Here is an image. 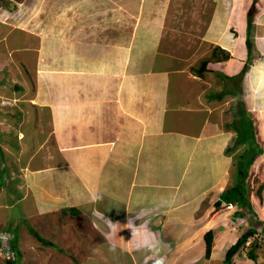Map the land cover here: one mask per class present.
I'll return each mask as SVG.
<instances>
[{
    "label": "crops",
    "instance_id": "0c3cea01",
    "mask_svg": "<svg viewBox=\"0 0 264 264\" xmlns=\"http://www.w3.org/2000/svg\"><path fill=\"white\" fill-rule=\"evenodd\" d=\"M140 1L139 10H126L135 17L128 40L110 46L76 40L39 68L32 82L40 84L41 100L53 103L29 100L53 112L47 117L43 110L46 120L37 122L44 129L32 133L40 135L37 146L18 166L29 195L18 186L21 196L12 205L30 198L39 219L67 210L64 226L91 223L97 240H114L130 264H248L237 252L225 261V252L264 222V183L254 194L246 178L235 189L250 147L262 151L248 153V174L252 165L256 176L264 173V140H256L264 135V77L258 75L264 60L255 63L264 51V0H212L213 8L198 16L204 30L194 35L201 44L189 41L185 51L164 31L168 10H147L150 0ZM215 45L229 48L228 55L207 59L201 72L193 69L201 57L196 49L209 57ZM249 63L255 64L247 72ZM6 86L0 80L1 96ZM244 122L259 129L251 142L241 134ZM37 154L41 162L32 167ZM145 236L155 248L137 246Z\"/></svg>",
    "mask_w": 264,
    "mask_h": 264
},
{
    "label": "rangeland",
    "instance_id": "374dc122",
    "mask_svg": "<svg viewBox=\"0 0 264 264\" xmlns=\"http://www.w3.org/2000/svg\"><path fill=\"white\" fill-rule=\"evenodd\" d=\"M90 1L92 4H89ZM150 1V3L146 2L147 10H159L162 7L168 10L164 31L168 40L171 38L169 41L173 40L179 44L177 47L180 51L188 49L189 41L194 46L201 44L199 37L194 35L196 33L200 35L204 30V26L201 28L197 25L200 23L198 16L213 8L212 0ZM140 4V0H0V80L7 83L6 95H0V166L3 167L4 183L0 187V264H8L7 260H11L12 264H130L129 253L117 248L114 240L108 242V239L103 240L102 236L97 240L100 235L94 233L91 223L79 222L76 219L72 224L64 226L63 217L66 216L67 210L59 216H44L39 219L38 214H34L38 208L32 209L30 198L21 203L23 207L16 202L14 205L12 203L16 196H21L18 186L26 189L24 192L29 195L30 188L25 183L27 177L24 171L22 174V171L18 170V166L30 158V153L37 146L39 134L32 133L37 129L36 127L40 130L44 129L42 126L44 122L37 121L40 118L46 120V115L48 117L53 112L48 111L50 107L46 106L43 110L48 114L45 115L41 110L43 106L38 108L37 103L32 104L29 100L32 97L37 100V97L41 104L53 103L49 99L41 100L37 88L40 84L32 82L38 80L39 68L44 66V62L50 57L67 54L69 49H73L67 47V44L76 40L88 46L105 41L110 46L113 42L128 40L135 17L126 10H139ZM156 5L159 7L151 8ZM172 22L175 25L171 26ZM196 28L201 29L197 31ZM255 31L253 30L254 34L252 33L254 36ZM63 42L66 44L63 45ZM70 46L74 45L70 44ZM223 48L224 46H216L209 57L202 55L204 53L200 48L196 49L201 59L198 58L193 68H198L202 59L225 58L228 55L227 50L230 49L225 47V52ZM246 50L248 53V46ZM194 51L195 47L191 50L192 54ZM260 55L255 63L259 64V61L264 60V51H261ZM34 59H37L35 66L31 62ZM255 63L247 65V72L252 70V65ZM258 75L264 77V66L259 69ZM248 113L250 118L255 119V111ZM247 126L248 124L244 122V126H241V134L251 142L255 132L259 133V129L253 126L250 130V126ZM257 136L256 140L258 142L260 140L261 144L264 135L259 137L257 134ZM21 147L24 148L22 151ZM242 150V147L238 148L234 156ZM40 156L37 154L30 159L32 167L40 164ZM263 183L264 173L256 176L252 165L246 178L248 194H254L253 190L261 189ZM261 200L259 203H263ZM260 225L263 226L262 232L254 235L256 241L258 237L263 242L254 252L255 261L250 259L248 264H264V223ZM32 230L36 233L33 234ZM12 233L16 248L11 247L12 241L6 242L2 237L9 235L13 238ZM88 234L93 235V238ZM249 245L248 239L246 247L248 248ZM149 264L157 263L150 261Z\"/></svg>",
    "mask_w": 264,
    "mask_h": 264
},
{
    "label": "trees",
    "instance_id": "16d2710c",
    "mask_svg": "<svg viewBox=\"0 0 264 264\" xmlns=\"http://www.w3.org/2000/svg\"><path fill=\"white\" fill-rule=\"evenodd\" d=\"M248 10H250L249 12H248V22H250V19H251V17H250V15H252V13L254 14V12H255V6L254 5H251L249 8H248ZM247 35H248V33H247ZM249 37V36H248ZM247 42L248 43H252V40H251V38L250 39H248L247 40ZM207 63V59H202L201 60V62H200V66L198 67V68H193V69H195L196 71H198V72H201V71H203L204 69H205V64ZM242 73H243V70H242V72L239 74V77H241V75H242ZM244 74V73H243ZM253 148V149H252ZM250 147V149H247V151H246V153H245V158H246V160L244 161L245 163L244 164H242V163H239V166H241L240 168H239V178H240V184L238 185V187L236 186V190L237 191H239V187H241L240 185H242V187L244 186V182H245V178H247V176H248V168H249V165H250V163H251V161L253 160L252 158H253V155H250V156H248V153L250 152V151H252L253 153L255 152H259V151H262L260 148H257V150L255 149V151H254V147ZM240 160H242V157L240 158ZM244 165V166H243ZM2 170H3V167L2 166H0V187H1V185H3L4 183H3V175H2ZM5 181V180H4ZM233 191H235V190H233ZM238 194H240L241 195V197H242V194L241 193H239L238 192ZM227 199V201H230V199H232V198H230V197H227L226 198ZM18 216V215H17ZM16 216V217H17ZM18 218V217H17ZM263 221H261V223H262ZM261 223H259V224H261ZM264 223V222H263ZM8 229V228H7ZM261 230H263V226L261 225ZM261 230H257L256 228H252V227H249L246 231H244L243 233H242V235L241 236H239L238 238H237V240L233 243V244H231L228 248H227V250H226V252H225V261H227V260H229L231 257H232V255L238 250V248L239 247H241L243 244H244V242L246 241V239L248 238V237H250L251 238V242H250V245H249V248H248V251H247V256H248V258L249 259H251V260H253V261H255V259H256V255H255V250L256 249H258L259 247H260V245H261V242H263L261 239H259L258 237H257V241H256V236L254 235V233L256 234V233H259L260 234V232H262ZM32 232H33V234H35L36 232H34V230H32ZM10 234V233H9ZM37 235V234H36ZM12 236H13V238H10V236L8 235V237H7V239H6V242L7 241H12L11 242V247L12 246H14L15 248H16V244H15V242H14V240H15V238H14V234L12 233ZM40 237V236H39ZM41 238V237H40ZM205 256H208L209 255V250H210V247H211V238H210V236L209 235H206L205 237ZM262 239H263V237H262ZM258 240H260V241H258ZM47 243V242H46ZM16 252H17V250H16ZM7 263L8 264H12L13 262L11 261V260H7Z\"/></svg>",
    "mask_w": 264,
    "mask_h": 264
},
{
    "label": "clouds",
    "instance_id": "9594fccd",
    "mask_svg": "<svg viewBox=\"0 0 264 264\" xmlns=\"http://www.w3.org/2000/svg\"><path fill=\"white\" fill-rule=\"evenodd\" d=\"M93 199H99V194H94L93 195ZM255 234V233H254ZM248 239L250 240V242H251V238L250 237H248L247 239H246V241L244 242V244L241 246V247H239L238 248V250L236 251L237 253H241V251H243V253H244V256L245 257H247L248 258V256H247V251H248V248L246 247V245L248 244V243H246L247 241H248ZM141 245H144V246H147V247H150V248H155L156 247V243H155V241L154 240H150L149 238H147L146 236H145V238L144 239H142V240H140V241H138V245L137 246H141ZM114 247V246H113ZM235 252V253H236ZM234 253V254H235ZM233 254V255H234ZM232 255V256H233ZM244 257V258H245Z\"/></svg>",
    "mask_w": 264,
    "mask_h": 264
},
{
    "label": "built area",
    "instance_id": "2783aa9c",
    "mask_svg": "<svg viewBox=\"0 0 264 264\" xmlns=\"http://www.w3.org/2000/svg\"><path fill=\"white\" fill-rule=\"evenodd\" d=\"M2 237H3V238H5L4 240H6V239H7V236H5V235H3ZM246 243H248V241H247Z\"/></svg>",
    "mask_w": 264,
    "mask_h": 264
}]
</instances>
